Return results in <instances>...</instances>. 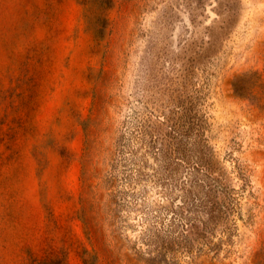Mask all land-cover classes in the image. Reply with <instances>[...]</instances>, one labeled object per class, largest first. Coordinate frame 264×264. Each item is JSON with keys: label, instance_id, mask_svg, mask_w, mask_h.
I'll list each match as a JSON object with an SVG mask.
<instances>
[{"label": "rangeland", "instance_id": "obj_1", "mask_svg": "<svg viewBox=\"0 0 264 264\" xmlns=\"http://www.w3.org/2000/svg\"><path fill=\"white\" fill-rule=\"evenodd\" d=\"M0 264H264V0H0Z\"/></svg>", "mask_w": 264, "mask_h": 264}]
</instances>
